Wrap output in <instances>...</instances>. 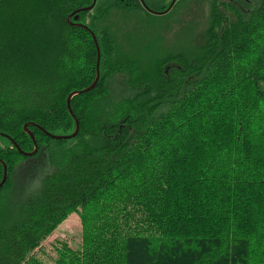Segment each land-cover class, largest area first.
<instances>
[{
	"label": "trees",
	"instance_id": "obj_1",
	"mask_svg": "<svg viewBox=\"0 0 264 264\" xmlns=\"http://www.w3.org/2000/svg\"><path fill=\"white\" fill-rule=\"evenodd\" d=\"M91 3L0 0V264H264V0H96L52 139Z\"/></svg>",
	"mask_w": 264,
	"mask_h": 264
},
{
	"label": "rangeland",
	"instance_id": "obj_2",
	"mask_svg": "<svg viewBox=\"0 0 264 264\" xmlns=\"http://www.w3.org/2000/svg\"><path fill=\"white\" fill-rule=\"evenodd\" d=\"M159 2L160 3L151 2V6L156 8H160L164 6L166 9L171 3V0H161ZM163 19L164 18H157L156 20L162 22ZM176 19H178V17L173 18L172 16L171 19H169L167 22H171V23L173 22L174 23L173 25H175L176 29H178V25L180 23L177 22L176 24L175 23ZM174 31L175 28L173 30H169L168 35L172 36ZM170 36H168V38H170ZM1 145L2 142L0 141V146ZM22 180L25 183L30 182V179L28 177H24ZM80 241H81L80 220L76 213H71L62 223H60V225H58V227L48 237H46L41 242L40 247L35 250V253L39 257V259L44 263L54 264V259L56 256L55 247H58L60 243L65 242L71 248L77 249L80 245Z\"/></svg>",
	"mask_w": 264,
	"mask_h": 264
},
{
	"label": "water",
	"instance_id": "obj_3",
	"mask_svg": "<svg viewBox=\"0 0 264 264\" xmlns=\"http://www.w3.org/2000/svg\"><path fill=\"white\" fill-rule=\"evenodd\" d=\"M95 2H96V0H92V3L90 5L85 6V7H82V8H79V9H76V10L72 11L66 17L67 22H69L70 24H72L74 26L83 27L84 29H86L87 31H89V33L91 34V37H92V39L94 41V44H95V47H96L95 77H94L92 83L88 87L83 88V89L78 90V91H72L67 96V98H66V106H67V109H68L70 115L73 117L74 122H75V128H74V131L71 134H68V135L51 134L50 132H47L46 130H44L42 127L37 126L40 130H42L47 136H49L52 139H70V138H73L76 135V133L78 131V120L76 119L74 113L71 110V107H70V99L75 94H80V93L88 92L89 90H91L95 86V84H96V82H97V80L99 78V59H100V52H99V47H98V43H97L96 37H95V35L85 25H83V24H81L79 22H76V20H77V14L80 11L90 10L94 6ZM140 2H141L142 7L146 11H148L149 13L161 15V14L166 13L170 9V7L172 6V4L174 3V0H172L171 3L169 4V6L165 10H163L162 12L161 11H156V10H153V9L149 8L145 4L144 0H140ZM71 18H72V21L70 20ZM29 125H30V123H25L23 125V129H24L25 133L28 134L30 136V138L32 139V141H33V149L31 151H29V152L22 151L18 147L17 143L12 138H10L8 135H6L4 133H0L1 136L5 137V138H7V139H9L11 141V143L17 148V150L19 151L20 154H22L24 156H27V157H31L37 151V145H36L34 136H33L32 132L30 130H28V128H27ZM0 163H1L2 169H3L2 178L0 180V186H2V184L4 183V181L6 179L7 169H6V164L2 160H0Z\"/></svg>",
	"mask_w": 264,
	"mask_h": 264
},
{
	"label": "flooded vegetation",
	"instance_id": "obj_4",
	"mask_svg": "<svg viewBox=\"0 0 264 264\" xmlns=\"http://www.w3.org/2000/svg\"><path fill=\"white\" fill-rule=\"evenodd\" d=\"M159 1H161V0H147V3H148V6H151V2H157V3H160ZM172 1V0H171ZM174 2H175V0H174ZM140 4H141V2H140ZM152 7V6H151ZM150 8V7H149ZM152 8H154V7H152Z\"/></svg>",
	"mask_w": 264,
	"mask_h": 264
}]
</instances>
